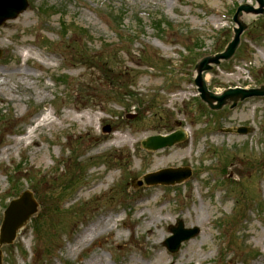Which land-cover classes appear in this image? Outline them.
I'll use <instances>...</instances> for the list:
<instances>
[{"label":"rangeland","instance_id":"374dc122","mask_svg":"<svg viewBox=\"0 0 264 264\" xmlns=\"http://www.w3.org/2000/svg\"><path fill=\"white\" fill-rule=\"evenodd\" d=\"M27 1L0 28V227L21 192L38 209L3 264H264V99L210 113L194 85L198 62L233 39L237 8L257 2ZM262 17L242 15L235 57L204 75L211 92L264 86ZM20 69L32 76L21 82ZM175 131L187 140L141 146ZM184 167L181 185L133 188ZM108 218L111 234L76 250ZM179 220L200 234L171 254L163 243Z\"/></svg>","mask_w":264,"mask_h":264},{"label":"water","instance_id":"95a60500","mask_svg":"<svg viewBox=\"0 0 264 264\" xmlns=\"http://www.w3.org/2000/svg\"><path fill=\"white\" fill-rule=\"evenodd\" d=\"M258 8L250 6H241L235 17L234 22L237 28L234 29V37L227 49L218 55L204 58L196 67L195 85L198 88L202 101L207 104L212 111H220L226 106L235 109L239 103L248 99L264 97V86L258 89L245 90L241 88L228 89L222 94H214L209 91L204 81V73L211 71L215 66L223 62L232 60L240 47L241 37L247 31L248 27L242 22L243 14H254L256 16L264 15V0H255ZM26 0H0V27L8 20L16 19L20 14L28 9ZM2 52L0 51V58ZM109 129H107L108 131ZM247 129H240V133H247ZM186 135L183 132H177L168 137H151L144 141L143 147L147 150L158 151L164 148H170L185 141ZM190 169H168L158 173L145 176L142 181L135 184L136 188L143 185H176L181 184L191 177ZM38 205L30 192L23 193L19 199L11 202L4 214V221L0 230V264H2V247L14 243L18 232L28 223L33 215L37 213ZM172 236L168 238L164 246L171 252L177 253L184 242L191 240L199 234V229H185L184 224L179 221L178 227H172L170 230Z\"/></svg>","mask_w":264,"mask_h":264},{"label":"bare ground","instance_id":"6f19581e","mask_svg":"<svg viewBox=\"0 0 264 264\" xmlns=\"http://www.w3.org/2000/svg\"><path fill=\"white\" fill-rule=\"evenodd\" d=\"M39 69H44L47 68L46 66L43 65H39L38 66ZM18 73V72H17ZM19 73L24 75V77H20V81L24 82L26 79L24 78H28L27 76H32V74H30L29 72L24 71V69H20ZM9 74V73H8ZM8 75L1 73L0 72V77L4 78L3 83L0 84V90H2L3 88H6V82L8 81ZM207 80V79H206ZM65 119H68V117H65ZM69 120V119H68ZM92 121V119L90 120ZM52 125V123L49 124V126ZM53 126L55 127V124H53ZM162 219L161 218H154L149 224L148 226H153L155 223L160 222ZM114 221L111 218H108L107 220H105V223L102 222H98L95 224H92L85 232L84 234L81 236L79 243L77 244L76 250L78 249V247L87 245V244H91L99 239H102L108 235L111 234L113 228H112V223ZM118 246L120 245L119 243L117 244ZM75 250V252H76ZM87 264H102V257H93L91 258ZM133 264H140L139 261L134 262Z\"/></svg>","mask_w":264,"mask_h":264}]
</instances>
